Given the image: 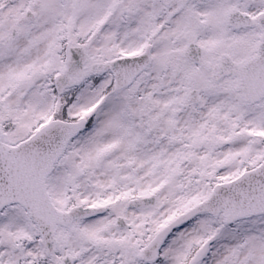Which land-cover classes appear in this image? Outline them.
<instances>
[{
	"label": "snow or ice",
	"instance_id": "obj_1",
	"mask_svg": "<svg viewBox=\"0 0 264 264\" xmlns=\"http://www.w3.org/2000/svg\"><path fill=\"white\" fill-rule=\"evenodd\" d=\"M0 264H264V0H0Z\"/></svg>",
	"mask_w": 264,
	"mask_h": 264
}]
</instances>
